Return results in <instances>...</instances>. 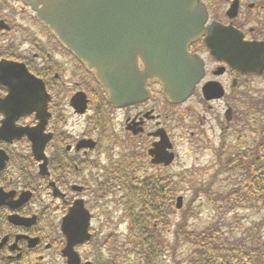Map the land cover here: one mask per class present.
Segmentation results:
<instances>
[{
    "label": "flooded vegetation",
    "instance_id": "1",
    "mask_svg": "<svg viewBox=\"0 0 264 264\" xmlns=\"http://www.w3.org/2000/svg\"><path fill=\"white\" fill-rule=\"evenodd\" d=\"M200 2L208 11V21L203 33L197 39L190 41L188 50L203 58L205 72L188 101L190 103L188 123L192 128L190 143L196 148L199 146L204 148L214 141L219 146L218 151L213 152L214 155L236 156L233 144L242 139V134L237 136V133L254 128L244 123L245 117L249 115L243 110L244 100L264 99V91H259L257 85L259 81L264 83V0H200ZM1 4L5 5L6 1L0 0V6ZM10 16L8 13L0 12V64L11 60L26 64L32 72L43 69L47 87L54 95L49 104L55 117L47 130L48 133L54 134V140L47 146L49 169L52 175L54 172L55 176L75 178L76 174L83 173L82 167L89 164V157L98 151L99 144L92 150H78L82 139L92 138L88 136L90 130L83 129L85 133H81L82 137H80L75 130L68 129V123L70 121L74 123V116L78 115L77 111L86 107V113L79 116L96 126L97 122L103 120L106 115L105 101L102 103V98L93 95L85 98L81 93H77V90L67 97L63 92L65 83L56 80L58 75L52 80L54 77H51L50 64L45 59V54L49 57L51 54L38 43L35 47L24 48L22 52H18L13 45L6 44L2 40L3 35L14 33ZM213 23L215 26L210 28ZM6 28L8 31L5 30ZM207 41L211 43L208 44ZM34 49L37 51L35 52ZM140 65L142 67V64ZM146 88L149 96L145 102L122 110L113 108L116 111L112 114L122 116L120 121L124 122L126 134L132 141L135 139L139 144L135 147L143 148V153L148 156L154 143L159 140L156 137L158 129L163 127L162 114L156 101L159 89L163 90V85L157 79H150ZM7 95L8 89L0 84V99L6 98ZM73 95L72 102L74 98H79V109L74 104L75 100L73 104L76 108L71 105ZM207 98L212 100L209 101ZM85 100L89 101L87 106ZM197 104L202 106L201 111L192 107ZM214 104L218 107H214ZM228 107L233 108L230 123L225 117ZM34 117L22 118L18 121V125L34 127L38 125V120ZM4 119V115L0 112V128ZM119 119L118 117L116 120H110L119 122L120 125ZM203 127L207 129L202 131ZM250 135L257 137L256 132L253 134V131ZM23 140H14L11 143L0 140V150H4L8 156L4 169L2 168L4 155L0 158V188H3L0 190V264H61L59 260L67 241L57 224L58 213L54 208L55 204L50 203L49 195L41 190L46 180L39 181V191H33L34 195L30 201L27 191L30 190L29 186L32 183L28 178L19 182V150L23 147L26 150L31 148V145L28 146ZM243 144L248 148L256 145L248 139ZM252 153V150L246 151V156ZM22 158L27 157L22 156ZM241 159L242 157L240 161ZM53 161L58 163L54 170Z\"/></svg>",
    "mask_w": 264,
    "mask_h": 264
},
{
    "label": "water",
    "instance_id": "2",
    "mask_svg": "<svg viewBox=\"0 0 264 264\" xmlns=\"http://www.w3.org/2000/svg\"><path fill=\"white\" fill-rule=\"evenodd\" d=\"M29 1L39 20L49 25L60 41L95 71L110 91L113 103L119 104L126 98L140 100L145 80L156 76L165 82L172 96L193 88L194 81L188 79L191 69L183 53L186 47L183 44L180 48L179 40L185 36L188 20L193 22V29L203 22L196 0ZM189 5L192 13L197 10L194 19L190 17ZM153 33H157L156 37L149 41ZM195 33L192 31V35ZM160 40L162 46L158 45ZM139 55L147 60L146 73L138 72ZM0 83L10 91L7 98L0 99V108L6 114L0 138L12 141L28 135L36 158H45L46 144L52 135L44 133L51 115L43 81L23 66L8 64L0 70ZM137 85L140 87L135 88ZM34 112L41 121L37 127L16 126L20 117ZM181 206L182 198L178 207ZM89 220L82 201L76 203L64 220L63 230L69 239L64 254L69 264H79L73 247L89 238Z\"/></svg>",
    "mask_w": 264,
    "mask_h": 264
},
{
    "label": "trees",
    "instance_id": "3",
    "mask_svg": "<svg viewBox=\"0 0 264 264\" xmlns=\"http://www.w3.org/2000/svg\"><path fill=\"white\" fill-rule=\"evenodd\" d=\"M30 166L28 162L27 169L21 172L27 174ZM257 167L253 185L242 194L248 199L243 197L245 200L240 202L250 207L254 203L259 209L264 208V156ZM130 177L124 182L128 187L123 203L129 220L126 239L123 242L114 239V243L108 240L106 244L114 245L115 250L100 264H264L261 222L251 224L241 234L228 233L221 221L191 230L186 215L189 209L178 224L175 242L169 243L165 230L170 228L174 200L186 177L179 178L178 190L170 178L137 181L133 175ZM214 201L219 202V196ZM217 208L221 210L220 206ZM230 209L236 211L233 204L228 205L226 213Z\"/></svg>",
    "mask_w": 264,
    "mask_h": 264
},
{
    "label": "rangeland",
    "instance_id": "4",
    "mask_svg": "<svg viewBox=\"0 0 264 264\" xmlns=\"http://www.w3.org/2000/svg\"><path fill=\"white\" fill-rule=\"evenodd\" d=\"M16 7L19 10L21 5H16ZM23 11L26 10L23 8ZM25 23L28 24V22ZM260 85L262 86L263 84ZM262 87H264V85ZM185 111V107L181 109L182 113ZM74 121V124H70L69 127L74 128L76 131L83 130L87 126L84 119L80 120L79 118H75ZM70 123H72V121ZM118 129L121 130V127H118ZM177 153L179 155V160L173 170L176 174L186 173V176L188 177L186 180L187 183L181 188L179 196L185 197L184 209H187L190 206V208L194 209L195 211V214H192L190 211L186 213L188 216L187 222L190 229L204 227L208 224H211L213 221H221L228 230H231L235 233L237 230V222L239 220L243 224L247 225L264 219V212L258 214L252 210H245L240 211L238 215H234L233 213L224 214L220 209L217 208L220 205V202H215L214 198L219 195L220 191L226 192L239 181H241L232 176H225L215 180L212 183L210 191L207 193L201 192L200 194H195V191L199 188H202V186L199 185L197 188L193 189L191 187L193 183L206 185L212 181L213 170L208 169L205 172H202V167H207L211 161L208 156L209 154L207 153L205 157L200 154L192 156L186 142H183L179 145L177 148ZM191 169H196L197 173L195 175H190L188 171H191ZM199 169L201 170L199 171ZM155 171L156 170L149 169L148 173ZM184 209L181 212L176 213L173 223L175 221H181L184 215V213H182ZM109 210H114V205H110ZM98 220V224L100 225L104 221V217L101 216ZM121 228L125 229V226H122ZM168 230L175 231L176 228H169ZM168 238L173 241L174 235H170Z\"/></svg>",
    "mask_w": 264,
    "mask_h": 264
}]
</instances>
